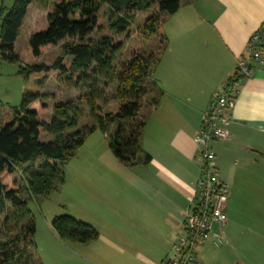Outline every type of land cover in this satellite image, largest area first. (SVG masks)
Returning a JSON list of instances; mask_svg holds the SVG:
<instances>
[{
	"label": "crops",
	"instance_id": "0c3cea01",
	"mask_svg": "<svg viewBox=\"0 0 264 264\" xmlns=\"http://www.w3.org/2000/svg\"><path fill=\"white\" fill-rule=\"evenodd\" d=\"M183 2L165 20L166 48L154 70L164 96L155 109L158 124L151 142L146 129L152 116L142 137L151 162L121 176L101 170L95 158L73 169V161L67 166L58 193L65 197L69 192L67 203L77 207L79 218L70 216L96 229L99 238L89 244L65 243L52 231L55 264H166L174 255L200 177L195 136L214 94L233 78L249 38L264 24V0ZM228 117L230 138L211 145L219 178L229 185L225 244L232 242L231 186L241 172L264 166V65H257ZM205 252L198 249V264H204Z\"/></svg>",
	"mask_w": 264,
	"mask_h": 264
},
{
	"label": "trees",
	"instance_id": "16d2710c",
	"mask_svg": "<svg viewBox=\"0 0 264 264\" xmlns=\"http://www.w3.org/2000/svg\"><path fill=\"white\" fill-rule=\"evenodd\" d=\"M35 1L45 7L51 2L14 1L0 27V55L6 62L19 65L18 74L25 79L56 71L60 80L81 93L77 100L56 105L49 123L40 118L47 109L40 93H24L21 105L12 108L10 114L0 111V264H30L29 252L35 245L37 231L30 204H39L40 199L49 200L60 192L65 184V169L95 132L110 138L111 152L122 164H150L152 158L142 148L147 125L142 112L157 108L164 96L152 75L166 44L156 56L134 54L127 65L120 66L117 59L123 44L109 36H92L105 30L99 24L103 8L107 10L108 29L119 36L129 32L137 16L155 9L157 12L143 25L144 36L149 40L167 18L179 12L184 0L56 2L47 27L35 31L29 41L34 58H40L47 48L66 42L52 67L25 66L15 51L28 8ZM2 12L3 9L0 15ZM101 85L107 89L115 86L117 113L102 114L97 104L105 102ZM33 104H38L37 110L31 109ZM86 107L91 125L80 128ZM44 134L52 140L41 141ZM40 159H44L42 164L35 167ZM8 178H12L10 185L5 183ZM51 226L65 243L89 244L99 238L96 229L68 214L55 217Z\"/></svg>",
	"mask_w": 264,
	"mask_h": 264
},
{
	"label": "rangeland",
	"instance_id": "374dc122",
	"mask_svg": "<svg viewBox=\"0 0 264 264\" xmlns=\"http://www.w3.org/2000/svg\"><path fill=\"white\" fill-rule=\"evenodd\" d=\"M15 0H0V27L5 16L11 11ZM61 0H51L50 5L45 7L42 3L33 2L27 12L20 35L16 41L15 51L21 56L23 65H45L52 67L58 57L62 55L63 46L66 42H60L56 46L47 48L40 58H34L30 53L29 41L35 31L46 28L48 16L52 12L53 5ZM187 2H183L185 4ZM106 8L100 13V25L105 27L103 32L93 34V39L102 37H112L116 43L123 44V51L118 57L120 66H125L132 59L134 54L158 55L160 49L166 44L165 26L163 24L159 31L149 40L144 36V21L157 10H152L145 14L137 16L135 23L124 35H116L108 29V19L106 17ZM163 53H161L160 57ZM69 60V59H67ZM19 65L11 64L3 60L0 55V111L10 114L12 108L19 107L23 100L24 93H40L45 98L42 101L47 109L40 114V118L49 123L52 118L53 109L56 105L66 104L71 100H77L80 97V91L74 86L63 82L56 71H50L45 74L32 76L25 79L18 74ZM152 77H154V72ZM155 80V78H153ZM156 81V80H155ZM100 90L104 92L105 102L99 101L97 104L102 114L117 113L118 103L113 100L115 97V86L109 89L103 85ZM35 110L38 104H33ZM155 109L145 108L142 117L148 122L152 116L153 124L147 126V138L151 142L153 136L151 131L157 119ZM33 110V109H32ZM86 118L82 120L80 128L91 125L89 119L90 110L85 108ZM159 116V115H158ZM154 117V118H153ZM170 122L171 117L166 119ZM51 138L44 134L41 141L47 142ZM96 159L101 170L110 173V176L118 174H129L132 167L122 164L111 152L110 138L102 132L97 131L91 135L83 148L79 150L77 157L73 160L70 167L73 169L77 165H85L86 162ZM44 159H40L35 167L40 166ZM200 165V164H199ZM127 167V168H126ZM68 167V179L70 180V170ZM250 168V171L241 172L237 177L234 186H231L232 197L230 198L228 221L231 225L230 237L231 243L227 241L222 247H215L210 243L203 245L206 250L204 264H264V166ZM84 171V169H83ZM5 183L12 184V178H8ZM64 193H55L49 200L40 199L39 204L31 203L30 208L33 212L36 223L35 245L29 252L30 264H55L57 249L55 240L51 239L53 231L51 218L64 214L74 215L77 218L78 211L74 205H69V192L67 196ZM229 199V198H228ZM66 202V203H65ZM65 206H69L65 207ZM81 218V217H80ZM54 232V231H53ZM60 240V239H59ZM71 245V244H69ZM76 264V263H72Z\"/></svg>",
	"mask_w": 264,
	"mask_h": 264
},
{
	"label": "built area",
	"instance_id": "2783aa9c",
	"mask_svg": "<svg viewBox=\"0 0 264 264\" xmlns=\"http://www.w3.org/2000/svg\"><path fill=\"white\" fill-rule=\"evenodd\" d=\"M257 65H264V24L249 38L245 54L237 62L235 75L214 94L203 116L195 136L200 177L185 217L184 233L178 237L174 255L166 264H198L196 257L201 246L210 243L220 247L225 243L223 231L227 225L229 185L219 178L211 145L230 138L228 114L234 109L242 87L255 75Z\"/></svg>",
	"mask_w": 264,
	"mask_h": 264
}]
</instances>
